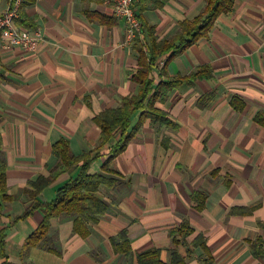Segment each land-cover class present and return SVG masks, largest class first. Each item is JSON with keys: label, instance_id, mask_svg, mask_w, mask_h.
<instances>
[{"label": "crops", "instance_id": "crops-1", "mask_svg": "<svg viewBox=\"0 0 264 264\" xmlns=\"http://www.w3.org/2000/svg\"><path fill=\"white\" fill-rule=\"evenodd\" d=\"M8 1L0 0V14ZM104 2L35 0L25 14L43 36L38 51L0 50V135L7 195L12 197L3 203L0 217L7 261L137 264V254L157 249L164 264L172 263V252L186 264H264V256L254 257L251 248L256 244L264 254V128L254 122L258 113L264 114V0H234L206 38L167 65L165 75L155 69V82L188 76L198 67H208L212 79L183 84L155 103L177 128L143 122L110 163L118 184L100 188L108 209L97 223L87 224L89 236L74 234L72 218L60 216L50 221L44 240L20 259L42 214L35 212L13 226L10 220L30 202L28 183L56 168L53 144L68 141L74 156L91 151L100 137L92 118L137 91L131 79L138 69L133 44H124V23ZM204 5L205 0H150L139 8L163 41ZM209 93L212 99L199 107ZM233 97L244 104L243 111L232 109ZM136 121L137 116L132 124ZM102 154L90 174L100 173L107 150ZM77 173L74 166L60 174L37 198L52 201ZM195 193L205 195L201 211L195 209ZM183 221L193 233L177 236L180 244L174 246L169 232ZM122 231L129 255L115 253L110 243ZM200 236L207 253L191 245Z\"/></svg>", "mask_w": 264, "mask_h": 264}, {"label": "trees", "instance_id": "trees-1", "mask_svg": "<svg viewBox=\"0 0 264 264\" xmlns=\"http://www.w3.org/2000/svg\"><path fill=\"white\" fill-rule=\"evenodd\" d=\"M35 0H22L16 25L25 29L35 28L33 22L26 16L25 9L33 5ZM234 0H205L202 12L192 20H183L178 24L176 32L166 40L158 41L155 36V28L148 25L138 11V19L141 23L140 34L133 42V50L136 53L138 69L132 74L131 79L137 85L135 94L121 98L116 108L100 112L92 118L94 124L100 129L98 144L89 152L74 156L69 148L68 141L60 139L52 146V150L58 164L48 177L39 176L34 182L28 183L26 190L29 203L22 215L10 220V226L27 219L35 212L42 214V220L32 234L27 237L20 249L19 257L23 259L29 248L38 246L46 237L50 229V221L60 216L72 218V231L82 239L89 236L88 223H97L103 216L108 206L99 198L100 188L113 189L118 184V174L110 167V163L125 151L130 141L136 136L145 120L162 127L177 128L167 115L155 108V103L165 99L166 95L183 84H192L197 80L212 79L211 70L208 67H198L188 76L176 77L168 81H158L152 77L155 69L159 68L160 77L165 75L167 65L184 51L195 45L200 39L206 38L214 26L216 19L227 14L233 7ZM160 66V67H159ZM213 94L203 96L199 101V107L212 99ZM230 106L236 112L244 109V104L236 97L230 101ZM137 121L132 124L133 118ZM254 122L264 128V114L258 113ZM110 141L113 144L107 147ZM107 147V148H106ZM107 150L106 159L101 165L100 173L90 174L91 165L104 156L102 152ZM74 166L78 167V173L62 184L56 191L55 197L50 202H42L37 196L60 174L68 172ZM205 195L195 193L193 200L195 209L201 211L204 208ZM7 195L6 187V163L2 157V138L0 135V217L2 216L3 203L11 201ZM193 233L187 221H183L176 229L170 230L172 244L178 246L180 240L177 236L185 238ZM6 230L0 231V264H11L5 254ZM113 251L124 255L130 254V246L126 238V231L120 232L116 239L110 241ZM191 245L200 247L207 253V247L202 237H196ZM253 256L261 258L263 252L257 249L256 244H251ZM137 264H164L160 260V252L157 249L145 250L136 256ZM171 264H186V260L172 252Z\"/></svg>", "mask_w": 264, "mask_h": 264}, {"label": "built area", "instance_id": "built-area-1", "mask_svg": "<svg viewBox=\"0 0 264 264\" xmlns=\"http://www.w3.org/2000/svg\"><path fill=\"white\" fill-rule=\"evenodd\" d=\"M22 0H9L7 7L0 14V50L19 48L25 53L34 54L44 42L43 36L33 29L16 25ZM150 0H105L115 18L124 23V44H133L140 34L141 23L138 8Z\"/></svg>", "mask_w": 264, "mask_h": 264}]
</instances>
